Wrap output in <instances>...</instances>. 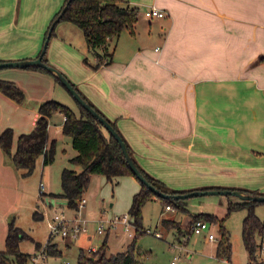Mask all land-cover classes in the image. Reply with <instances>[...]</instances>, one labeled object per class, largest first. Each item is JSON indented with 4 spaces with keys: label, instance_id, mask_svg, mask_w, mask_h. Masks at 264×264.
Returning <instances> with one entry per match:
<instances>
[{
    "label": "crops",
    "instance_id": "0c3cea01",
    "mask_svg": "<svg viewBox=\"0 0 264 264\" xmlns=\"http://www.w3.org/2000/svg\"><path fill=\"white\" fill-rule=\"evenodd\" d=\"M45 1L47 8L41 0H0V62L40 55L47 24L63 0ZM125 1L139 12L155 7L167 14L157 18L162 19L159 28L149 23V35L158 34L161 45L155 46L152 57L145 44L136 45L124 60L82 69V79L71 73L77 89L116 123L138 164L167 187L264 193V0ZM10 69L0 72V80L18 84L25 95L18 103L0 91V133L16 131L14 153L18 137L35 128L40 104L59 97L50 75ZM50 139L56 141L51 134ZM2 151L4 251L9 223L1 203L9 186L20 181L15 168L1 164ZM131 177L112 183L125 179L135 195L141 184Z\"/></svg>",
    "mask_w": 264,
    "mask_h": 264
},
{
    "label": "rangeland",
    "instance_id": "374dc122",
    "mask_svg": "<svg viewBox=\"0 0 264 264\" xmlns=\"http://www.w3.org/2000/svg\"><path fill=\"white\" fill-rule=\"evenodd\" d=\"M65 1H62L57 13L47 24L44 36H46V31H49L52 22L56 20V15L63 8ZM41 2L42 6L47 8V1L41 0ZM159 22H162V19L146 17L145 10L141 8L137 38L125 30L118 40L111 43L110 50L114 51V61L126 59L136 45L143 44L148 47L147 53L152 57L153 49L156 45H161V42L158 34L153 37L149 35V23L155 27ZM159 33H163L162 28L159 29ZM44 44L43 38L42 46ZM46 59L74 85L76 82L74 83L71 79V73L75 79H82L85 77L82 69L91 71L96 64V57L88 49L83 31L66 20H61L55 26L49 39ZM10 70L14 69H5L4 71ZM57 86L59 99L55 100L79 113V105L73 97L61 84L57 83ZM63 119V115L59 112L54 113L50 118V134L57 141L54 162L44 167L43 157H39L36 168L29 176H24L22 171L18 172L15 169L20 184H11L9 195L1 203L2 209L7 213L8 223H14L30 237L20 243L21 252L32 255L27 264H77L81 250L88 256L98 257L100 247L105 241L108 245L107 256L124 252L134 244L137 258L143 264H227L229 258L231 259L230 264H249L243 240L244 220L248 216V210L246 208L237 209L228 215V201L237 200L236 197L224 195L192 197L186 199L189 211L184 213L175 208L167 210L159 199L149 201L142 209L144 234L137 235V230L133 225L130 226V232H126L121 225L109 231L111 220L129 214L128 211L134 197L133 187L125 179H121L120 183L115 185L102 175H94L83 197L86 199L85 206L78 208L77 211L70 209L65 199L57 197L62 193V171L65 168H75L69 160L76 155V151L72 147L71 139L62 133ZM12 130L15 135L16 131ZM2 154L4 160L1 164L4 167L15 168L10 156L4 151ZM75 169L81 171L80 167ZM131 178L140 184L134 176ZM41 183L46 185L45 194L42 196L40 195ZM35 212L41 214V219H35ZM254 212L257 218L264 223V204L256 205ZM57 214H64L71 223L78 219L84 225L86 232L77 239L52 236L51 244L57 245L62 256H48L44 260L34 261L39 255V251L45 248L50 239L49 223ZM195 214H210L224 220L226 236L230 245L229 254L218 256L222 231L217 223H209L210 231L208 232L189 235ZM164 220L170 222L165 226ZM70 222L68 224L71 226ZM100 226L104 229L103 234H98ZM209 233L214 234L215 240H208ZM262 240V235L259 232L255 233V242L258 246ZM37 244L42 245V248L37 249ZM3 247H5L4 242ZM258 252L257 247L256 255ZM258 258L261 259L262 256L259 255Z\"/></svg>",
    "mask_w": 264,
    "mask_h": 264
},
{
    "label": "trees",
    "instance_id": "16d2710c",
    "mask_svg": "<svg viewBox=\"0 0 264 264\" xmlns=\"http://www.w3.org/2000/svg\"><path fill=\"white\" fill-rule=\"evenodd\" d=\"M64 8L67 9L60 21H69L83 31L88 49L96 57V64L92 67L94 70L112 63L114 51L110 50L111 43L118 40L123 31L127 30L133 37L136 35L139 9L131 6L125 0H66L63 8L56 15V19ZM53 32L54 30L50 35L49 31L47 32L45 42L47 37V40L50 39ZM46 53L43 61L49 64L46 59ZM261 61L264 62V58ZM31 70L49 74L60 84L54 75L43 69L31 68ZM71 84L81 97L104 117L123 138L136 166L151 185L170 195L190 192L173 190L146 172L136 161L131 147L120 133L116 123L102 114L73 83ZM0 91L18 103H22L25 99L24 92L13 82L0 80ZM38 112L39 119L36 122L35 128L30 133L22 134L18 137L17 149L14 153H12L14 131L11 128L0 133V148L10 156L15 169L22 171L24 176H29L33 173L39 157H43L44 167L51 165L55 160L57 142L50 139L49 121L54 113H61L64 117L62 133L71 139L72 147L76 151V155L69 162L81 168L80 172L65 168L61 174L62 193L57 197L65 199L70 209L78 210V203L83 199L93 175L105 176L110 182H114L115 179L123 176L135 177L116 139L81 106H79V113H77L68 106L53 99L41 103ZM207 189L225 190L224 188H203L201 190ZM230 190H239L251 195H264L240 189ZM155 199H159L166 207L175 208L182 213L188 211L186 200L159 198L146 186L141 184V189L134 195L129 209L132 225L137 230V235L145 233L144 229H142V209L147 202ZM258 204L252 201H228V215L237 209L246 208L248 210V216L244 220L243 240L248 253L249 264L256 261V251L257 247L259 248L255 242V233L259 232L262 238H264V223L257 218L254 212L255 206ZM34 217L35 219H41V214L35 212ZM197 220L220 225L222 241L219 245L218 256L229 254L230 245L228 244L229 239L226 236L227 232L224 227V220H220L218 217L210 214H195L193 222ZM168 222L170 221H163L165 226ZM191 234L190 232L189 235ZM29 238L22 229L14 223H10L6 237V248L4 251L0 250V264H27L32 255L22 253L20 243L24 239ZM51 240L50 236L45 246L47 257L62 256V252L57 248V245L51 244ZM107 246V241H105L100 247L98 257L88 256L81 250L77 264H143L137 258L134 244L129 246L126 251L110 256L106 255ZM36 248L41 249L42 245L37 244Z\"/></svg>",
    "mask_w": 264,
    "mask_h": 264
},
{
    "label": "water",
    "instance_id": "95a60500",
    "mask_svg": "<svg viewBox=\"0 0 264 264\" xmlns=\"http://www.w3.org/2000/svg\"><path fill=\"white\" fill-rule=\"evenodd\" d=\"M66 9L67 8H64L62 10L59 17L51 25L50 30H49V35L55 29V26L60 21ZM48 44H49V40H46L40 55L36 59L0 62V70L10 69V68H16V69L40 68L54 75L59 80L60 84L67 90V92L77 102V104L81 106L84 110H86L88 113H90V115L93 118H95L116 139L136 179L141 184L146 186L150 191H152L157 197L162 198V199L186 200L192 197L205 196V195H224L228 197L229 196L236 197L238 199H241L242 201H252V202L259 203V204H264V195H251V194H247L242 191H239V190H221V189L193 190V191L183 193V194L170 195V194H166L158 190L157 188H155L145 179L143 174L140 172V170L136 166L133 158L131 157L129 153L126 143L124 142L123 138L116 132L113 126L104 117H102L97 111H95V109H93V107L89 105L81 97V95L77 92V90L74 88L71 82L64 76L63 73H61L56 67L49 65L43 61L44 55L47 51Z\"/></svg>",
    "mask_w": 264,
    "mask_h": 264
},
{
    "label": "built area",
    "instance_id": "2783aa9c",
    "mask_svg": "<svg viewBox=\"0 0 264 264\" xmlns=\"http://www.w3.org/2000/svg\"><path fill=\"white\" fill-rule=\"evenodd\" d=\"M167 14L155 7L150 8L149 10L146 11V17L153 19V18H164L166 17ZM45 190V184L41 183L40 185V193L43 194ZM86 204V199L83 198L79 203L78 206L79 208L85 206ZM170 207H167V210H169ZM70 221L64 216V214L61 215H55L49 223V228H50V236L55 237V236H59L62 237L64 239L67 238H72V239H77L81 234H83L84 232H86V229L84 227L83 224H81L79 222L78 219H75L72 221L71 226L68 224ZM118 225H121L126 232H130V226L132 225V218L129 214H125L122 217L119 218H115L114 220H111L109 222V227L108 230H112V229H116ZM208 232L210 231V226H209V222H205V221H200L197 220L195 222H193V225L191 227V233L195 234V235H200L204 232ZM104 233V229L102 226L99 227L98 229V234H103ZM208 240L209 241H213L215 240V236L214 234H208ZM259 252L256 255V261L252 262L251 264H264V238L262 240V243L260 244L259 248H258ZM262 256L261 259H259L258 257ZM45 258H47L46 252H45V248L42 249L41 251H39V255L37 256V258L34 259V261H38V260H44ZM230 261H228L227 264ZM174 264V263H172Z\"/></svg>",
    "mask_w": 264,
    "mask_h": 264
}]
</instances>
